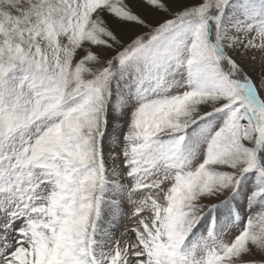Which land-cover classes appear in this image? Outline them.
Segmentation results:
<instances>
[{"label": "snow or ice", "instance_id": "snow-or-ice-1", "mask_svg": "<svg viewBox=\"0 0 264 264\" xmlns=\"http://www.w3.org/2000/svg\"><path fill=\"white\" fill-rule=\"evenodd\" d=\"M0 264H264V0H0Z\"/></svg>", "mask_w": 264, "mask_h": 264}]
</instances>
